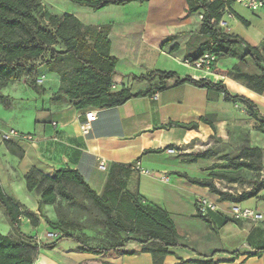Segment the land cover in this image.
I'll list each match as a JSON object with an SVG mask.
<instances>
[{
  "label": "trees",
  "instance_id": "obj_1",
  "mask_svg": "<svg viewBox=\"0 0 264 264\" xmlns=\"http://www.w3.org/2000/svg\"><path fill=\"white\" fill-rule=\"evenodd\" d=\"M71 2L101 10L110 5L124 6L130 3H145L151 0H70ZM232 7L231 0H185L184 9L179 16L180 21L189 19L194 14L202 18L200 30L196 32L199 43L195 49L188 53L186 62L193 63L204 54L211 53L216 56V63L223 58H236L245 60L251 56L259 72L243 70L239 65L226 72L227 75L241 80L248 88L257 92H264V59L260 52L246 43L235 34L226 33L219 26L224 18L225 8ZM47 18L45 25L38 17ZM245 23V21H243ZM112 25L87 26L76 16L65 14L63 17L48 14L42 8L40 0H0V102L5 103L7 97L1 94V90L10 82L18 81L40 67L55 73L60 78V87L54 101L68 99L77 110L111 109L123 105L132 98L147 96L155 92H161L167 86L169 80H175L176 84H191L195 87L207 89L210 94L224 96L226 102L241 103L248 114L259 123V131L264 133V116L258 106L249 98L232 94L222 81L214 83L209 79L195 80L190 76L181 77L174 71L154 70L133 79L138 81L154 82L145 91L132 94L127 88L113 89V77L117 72L118 58L111 54L112 42L110 33ZM178 35L167 37L162 46L173 44L172 52L179 49L176 42ZM56 45H62V49H56ZM239 46H244L246 53H241ZM49 51V57L44 58ZM41 62L37 66L38 61ZM213 67V68H214ZM34 90L40 92V88L34 86ZM217 116L214 114L200 118V122L209 125L216 131ZM167 127H181L188 130L198 129L199 123L189 124L170 122ZM159 153L160 150L149 151ZM214 156L213 150L187 155L190 163L198 162ZM263 153L260 147H252L244 144L239 148V154L228 158L224 163H217L211 167L210 178H192L181 175L190 183L208 188L212 194L218 196L220 202L243 203L253 198L264 200V179L256 182L249 190L239 195L219 189L214 179L237 184L241 181V172L250 170L260 172L263 169ZM133 165L122 166L113 164L109 170L108 178L101 194L92 190L82 174L76 169H59L49 177L31 169L25 176L28 192L37 191L41 194V204L54 205L57 213L61 209L59 198L65 199L69 204L77 203L80 199L90 200L104 216V225L114 234L120 232L127 236L116 244L110 246H92L80 237L69 233L64 229L68 226L64 217L59 215L58 222H52L46 218L48 226L55 231L62 232V236L54 242L43 244L34 237L26 236L21 232V210L4 192L0 183V206L4 209L10 224L18 238H13L0 232V264H35L41 248L55 249L64 239L73 240L81 245L80 253L96 256L116 252L125 248L129 243H137L144 253L152 256L153 264H164L167 255L173 249H186L179 242L176 224L171 214L163 208L146 204L138 192L128 191L127 185L122 179L129 175ZM78 189L80 198L72 194ZM196 217L207 220L199 211L196 203ZM33 226H38V221L28 216ZM227 221L238 222L235 219ZM264 248L258 249L255 255L260 256ZM218 254L215 252L210 257ZM101 264H113L102 262Z\"/></svg>",
  "mask_w": 264,
  "mask_h": 264
},
{
  "label": "crops",
  "instance_id": "obj_2",
  "mask_svg": "<svg viewBox=\"0 0 264 264\" xmlns=\"http://www.w3.org/2000/svg\"><path fill=\"white\" fill-rule=\"evenodd\" d=\"M235 6L232 4L231 7L234 17L239 18L245 26H256L258 34L248 38L233 33V30L229 28L224 29V32L242 38L246 43L255 47L264 59V13L252 12L253 17L247 13L239 12ZM143 31H141L142 33L129 32L126 37L141 36L142 44V40L146 41ZM112 34L113 26L110 33L111 54L118 58L119 65L120 58L114 54ZM160 40L162 45L164 40ZM161 45L160 49L163 52L164 48ZM186 56L187 54L184 57L185 61ZM249 58L251 56L246 59ZM226 59H220L211 71L199 70L184 62L182 65L184 71L177 73L182 78L190 76L195 80L209 79L214 83L222 81L232 94L243 95L252 100L264 116V92L257 93L248 88L241 80L227 75L226 72L231 68L226 63L222 66L224 62H227ZM39 73L40 77L45 76L43 83L40 84V92L47 99L43 101L40 108L31 113L32 125L30 128L24 129L20 124H10L11 130L31 135L33 138L26 140L13 137L7 141L2 138L5 132L0 131V183L6 195L20 207L22 213L20 228L23 223L33 226L28 216L36 219L38 225L42 222L48 225L46 218L52 222L59 220L54 205L41 204L39 192L33 191L36 193L33 198L30 195L33 192L27 191L25 176L31 169L35 168L49 177L59 169H76L82 174L91 189L101 194L113 164L133 165L132 170L137 174L136 182L131 186H134L146 204L158 206L171 214L180 236L179 242L186 247V249L171 250V253L166 256L164 264H264V251L260 256L255 255L258 249L264 248V226L260 227L258 224L264 225V215L259 221L236 219L233 215L235 207L242 210L251 209L259 213L257 204L255 207L251 203V199L239 204L220 202L218 196L212 194L208 188L192 184L181 176L187 175L203 179L206 177L203 171L184 168L194 163H180L179 159L170 153L172 150L181 149V152L187 154L196 147L203 148L209 145L215 132L209 125L200 122V118L211 114L216 115V129L230 119L228 113L233 104L226 102L222 94L212 95L207 89L191 84L178 85L175 80H169L166 88L161 92L132 98L115 108L77 110L68 99L54 101L60 87V78L57 74L50 72L46 66L40 67ZM118 74L120 77L117 78ZM142 74L145 73L140 72L137 75L129 69L123 72L117 70L113 77L115 90L127 88L132 94H135L158 84L157 81L150 83L138 81L132 77L133 75L139 77ZM21 82L28 86L24 79L10 82L1 90V94L4 95L2 91L11 84ZM46 82L47 86H45ZM155 94H158V98L154 97ZM4 96L7 97L6 102L0 103L5 108L11 109L13 106L11 97ZM41 110L42 112H40ZM90 111L97 112V119L91 123L90 130L84 132L83 126L87 123L86 113ZM170 122L184 124L198 122L199 127L193 130L181 127L162 128ZM155 150L161 152H149ZM142 171H148V173H142ZM165 178H168L167 182ZM21 190L28 192L24 195V201L17 195ZM185 195L193 204L191 212L193 219L202 220L209 228L207 231L205 229L203 235L187 229L180 230L178 226L175 215L176 213L182 215L184 212ZM200 199H206L216 205L215 211H208L204 215L207 220L196 217V203ZM32 201L33 203L29 204ZM48 206L50 209L47 208ZM41 211L44 213V218L40 215ZM228 218L240 222L243 233H245L243 242L239 246H232V243L229 248L218 250L223 254L214 257L209 256L210 252L198 251L196 247L199 244L214 240L213 235H217V233L213 227L216 226V223L224 225L223 221H227ZM10 226L9 232L5 235L15 238L10 235V232L15 234L12 225ZM231 247L234 248L231 249ZM42 250L41 248L40 252ZM78 254L85 255V260L92 261L94 264L102 262L153 264L152 256L149 253H144L142 248L133 242L121 250L100 256L80 252ZM49 264H57V262Z\"/></svg>",
  "mask_w": 264,
  "mask_h": 264
},
{
  "label": "rangeland",
  "instance_id": "obj_3",
  "mask_svg": "<svg viewBox=\"0 0 264 264\" xmlns=\"http://www.w3.org/2000/svg\"><path fill=\"white\" fill-rule=\"evenodd\" d=\"M42 8L48 14L57 17H63L65 14H72L76 16L83 24L87 26H103L112 24L113 34L112 40L114 43V54L120 58L118 71L123 72L129 69L135 74L140 72H151L154 70L183 72L182 65L186 54L192 52L197 44L199 38L196 32L200 30L202 18L199 14L192 15L186 21H180L179 16L184 9L185 0H151L145 3H130L124 6L110 5L101 10H93L88 7L77 5L70 0H40ZM236 9L241 13H247L250 16L254 14L243 6L234 3ZM43 24L47 25L46 17L38 15ZM254 17V16H253ZM224 21L228 23V28L233 30V33L239 36L251 38L258 34L256 26H245L241 23L239 18H229L224 16ZM145 29V31H143ZM146 37V41L142 40L141 36L126 37L127 33L135 32L142 33ZM178 35L176 40L179 43V49L172 52L170 44L166 47L161 45V40H165L169 36ZM249 42V39H247ZM251 42V41H250ZM160 45L163 52L160 49ZM56 49H62V45H56ZM181 48V49H180ZM242 54L245 55L246 50L244 46H239ZM49 57V51L44 58ZM229 68L239 65L245 71L259 72L252 58L246 60H239L228 57L226 59ZM38 61L36 65L38 66ZM247 69V70H246ZM50 74L49 72H47ZM120 77V74L117 75ZM40 78L39 68L27 75L22 76L19 80L24 79V82L19 84H11L2 93L8 95L12 99L13 106L7 109L0 103V131L9 132L10 124H20L24 129L30 128L31 113L37 108H40L43 101L47 98L42 95V92H37L33 89L34 86L40 88L37 80ZM50 78V77H49ZM18 85V86H15ZM47 86V82L45 83ZM233 104V103H232ZM243 104H233V107L228 113L229 120L225 121L221 127L217 128L215 135L212 136L209 145L194 149L191 153L185 154L181 149L177 151H170L172 155L179 159L180 163H190L187 161V155L200 153L208 149H212L214 156L207 159H201L190 166H185L189 170H201L205 173L204 178H210V173L213 172L211 167L217 163H224L226 159L233 158L239 154V148L244 144H249L252 147H260L262 149L263 169L260 172L243 170L241 172V181L237 184H231L226 181L214 179L217 187L223 191L239 195L241 192L249 190L256 182L264 179V133L259 131V123L256 122L249 114ZM42 112V110L40 111ZM217 123V121H216ZM191 164V163H190ZM136 171H130L129 175L123 176L122 179L127 185V190L135 193L134 186L136 182ZM25 190L18 191L17 195L25 200ZM72 194L75 198H80L78 189H74ZM33 198L36 193L30 194ZM264 195V192L262 193ZM61 209L58 216L64 217L68 226H64L67 232L80 237L86 243L92 246H110L119 242L127 235L123 232L118 234L112 233L104 225V216L100 210L94 206L92 201L80 199L79 202L69 204L65 199L59 198ZM251 203L255 206L257 204L258 212L264 215V200L251 199ZM30 202L29 204H32ZM191 200L187 195L184 197V212L182 215H177L176 220L180 230L187 229L195 231L203 235L209 230L202 220H195L192 217ZM256 207V206H255ZM253 207V208H255ZM50 209V206L47 207ZM56 209V208H55ZM57 210V209H56ZM58 212V211H57ZM182 212V211H181ZM44 213L41 211V217L44 218ZM39 215V216H40ZM224 225L216 223L215 229L217 235H213V241H207L199 244L196 248L200 252H210L213 254L218 252V255L223 254L218 250L227 249L231 246H239L242 240L245 239V233L241 228L240 222L223 221ZM264 226L262 223H258ZM9 219L0 206V232L7 234L11 228ZM21 232L29 237H34L38 242L49 244L54 242L57 238L62 236V232L51 230L48 225L41 223L38 226H31L23 223ZM10 235L18 238L16 234L10 232ZM188 241V240H187ZM81 245L73 240L64 239L53 250L42 248L35 264H94L92 261L85 260V255L78 254ZM234 247H231L233 249ZM227 254V253H226Z\"/></svg>",
  "mask_w": 264,
  "mask_h": 264
},
{
  "label": "built area",
  "instance_id": "obj_4",
  "mask_svg": "<svg viewBox=\"0 0 264 264\" xmlns=\"http://www.w3.org/2000/svg\"><path fill=\"white\" fill-rule=\"evenodd\" d=\"M231 1H232V4L234 3L239 4L253 13H260V12L264 13V0H231ZM225 15H227L229 18L234 17V13L230 7L225 8ZM223 19L220 21L219 26L222 29H226L228 28V23L224 21ZM215 62H216V56H214L211 53H206L197 61L193 63H189V62L187 63L192 65L196 69L203 70V71H211L214 67ZM44 78L45 76H41L40 78H38L37 80L38 84H42ZM113 89H115V86H113ZM154 97L158 98V94H155ZM86 119H87V123L83 126L84 132H88L90 130L91 123L97 119V112L95 111L87 112ZM13 137H18V138H22L26 140H31L33 138L31 135L21 134L15 130H11L8 133H4L2 135V138L7 141L12 139ZM142 173L147 174L148 171H142ZM165 181L167 182L168 178H165ZM197 204L199 207V211L202 215H206L208 211L216 210V205L209 202L206 199H200L197 202ZM233 215L236 219L244 218V219H252V220L259 221V220H262L263 218L262 214L256 213L255 211L251 209L242 210L238 207L234 208Z\"/></svg>",
  "mask_w": 264,
  "mask_h": 264
}]
</instances>
